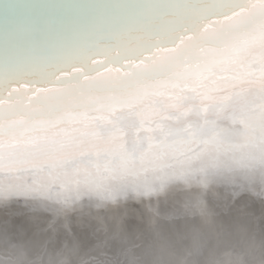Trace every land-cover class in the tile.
<instances>
[{
	"label": "bare ground",
	"instance_id": "6f19581e",
	"mask_svg": "<svg viewBox=\"0 0 264 264\" xmlns=\"http://www.w3.org/2000/svg\"><path fill=\"white\" fill-rule=\"evenodd\" d=\"M259 198L264 0H0V248L43 208L79 239L177 220L181 264H264ZM55 248L39 264H67Z\"/></svg>",
	"mask_w": 264,
	"mask_h": 264
},
{
	"label": "water",
	"instance_id": "95a60500",
	"mask_svg": "<svg viewBox=\"0 0 264 264\" xmlns=\"http://www.w3.org/2000/svg\"><path fill=\"white\" fill-rule=\"evenodd\" d=\"M227 195L230 196L229 193ZM262 200L263 198H259L256 201L261 207L264 205ZM33 211L44 213L48 220L40 218ZM254 212L252 216L255 217L256 223L264 218L262 209ZM101 216L100 222L92 228L80 223L77 229L83 233L79 239V236L71 234L64 221H61L62 218L43 208H32L21 216L9 218L19 223L18 228L28 224L29 239L25 238L22 242L20 240L18 249H13L16 243L14 244L12 239L2 245L0 253H14L17 258L22 256L24 259L18 264H39L47 243L53 240L56 244L54 252L62 251L66 247L72 252V258L67 264H98L101 260L102 264H181L191 256L188 254L193 251V231L190 227L185 230L178 227L175 224L177 220H161V224L157 222L158 225L145 222V228L143 220H137L134 216L125 221V224L116 223L117 221L106 223V217ZM155 226L160 229L162 237L155 238V233H149ZM55 227L59 230H53ZM194 255H198L196 248ZM203 263L205 264L203 260L199 261V264Z\"/></svg>",
	"mask_w": 264,
	"mask_h": 264
}]
</instances>
